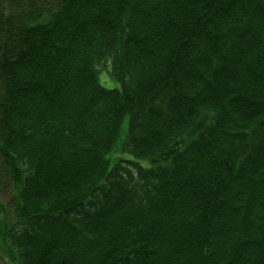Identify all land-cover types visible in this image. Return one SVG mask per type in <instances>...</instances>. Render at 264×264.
Returning <instances> with one entry per match:
<instances>
[{"label": "trees", "instance_id": "trees-1", "mask_svg": "<svg viewBox=\"0 0 264 264\" xmlns=\"http://www.w3.org/2000/svg\"><path fill=\"white\" fill-rule=\"evenodd\" d=\"M1 191L5 264H264V0H0Z\"/></svg>", "mask_w": 264, "mask_h": 264}, {"label": "rangeland", "instance_id": "rangeland-1", "mask_svg": "<svg viewBox=\"0 0 264 264\" xmlns=\"http://www.w3.org/2000/svg\"><path fill=\"white\" fill-rule=\"evenodd\" d=\"M98 79H99V84L106 88V89H114V88H118V84L111 81L109 76H108V67L103 66L101 68H99V74H98ZM127 158L126 155H119V153H111L110 155H108V159L110 161V166H112V164L118 159V158ZM6 196L3 194V192H0V203L1 204H5L6 205ZM4 206V205H3ZM7 209V207H6ZM10 211V210H9ZM0 264H5L4 261L2 259H0Z\"/></svg>", "mask_w": 264, "mask_h": 264}]
</instances>
